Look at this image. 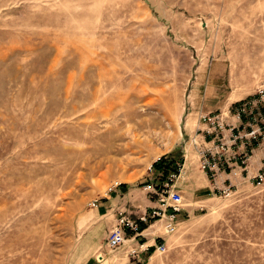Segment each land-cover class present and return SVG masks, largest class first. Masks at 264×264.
Returning a JSON list of instances; mask_svg holds the SVG:
<instances>
[{"label": "rangeland", "instance_id": "374dc122", "mask_svg": "<svg viewBox=\"0 0 264 264\" xmlns=\"http://www.w3.org/2000/svg\"><path fill=\"white\" fill-rule=\"evenodd\" d=\"M262 86L264 0H0V264H264V183L152 217L202 103ZM126 214L165 252L112 249Z\"/></svg>", "mask_w": 264, "mask_h": 264}, {"label": "built area", "instance_id": "2783aa9c", "mask_svg": "<svg viewBox=\"0 0 264 264\" xmlns=\"http://www.w3.org/2000/svg\"><path fill=\"white\" fill-rule=\"evenodd\" d=\"M229 112L239 119V125H228L222 111L204 114L202 115V119L207 126L201 130V134L203 135V140L210 145L202 146L200 139H198V133L192 138L193 143L196 146H200L199 151L202 158L201 167L204 170L213 171L218 161L222 159L232 161L240 157L242 162L246 163L250 149L252 150L264 144L263 86L252 97L234 104ZM226 131H229V134ZM181 172L182 166L180 165L177 171H173L168 175L161 190V197L159 198L161 207L152 211V217L167 220L168 232L175 229L174 222L176 215L183 209V196L175 186L176 180L179 179ZM254 178L257 185L264 183V157L262 167ZM222 192L228 197L232 195L233 189L228 187ZM97 202L96 199L92 205L97 207ZM140 220L145 222L147 218L142 216ZM125 229L131 230L134 232V235H137L141 231L140 224L137 220L126 217L125 215L121 216L108 236V245L112 249L120 248L126 243ZM156 249L160 252H165L166 246L164 243H160L156 245Z\"/></svg>", "mask_w": 264, "mask_h": 264}, {"label": "crops", "instance_id": "0c3cea01", "mask_svg": "<svg viewBox=\"0 0 264 264\" xmlns=\"http://www.w3.org/2000/svg\"><path fill=\"white\" fill-rule=\"evenodd\" d=\"M211 92L213 93V91ZM211 92L206 91L205 95L207 99L208 96H215ZM221 107V103H213L212 100L210 102L202 103V106L200 108L201 112H197L195 120L191 119L186 127V134L190 137V139L188 138L185 142V147L183 146V150L185 151V154L183 155L186 156L187 160L189 158H193V163L191 164V166L187 164L183 165V163H177V166H182V172L180 174L179 180L187 178L188 180L194 181L195 185L193 188L194 198L196 202H207L209 199H211L212 195L222 193V191L227 189L228 187L235 189L241 188L244 185H256L254 177L257 175V173L262 167V160L264 157V144L260 147H255L252 150L250 149L249 157L246 160V163H243L240 157L232 161L222 159L218 161L213 171L202 169V158L201 153L199 151L200 146H196L193 143L192 138L196 135V133H198L207 126V124L201 118L202 115L206 114V112L208 111V113L215 112V110H219L217 108ZM227 108V110H220L224 113L226 123L228 125H239V119L229 112V107ZM226 133L229 134V131H226ZM198 139H200V143L202 144V146L210 145L203 140L202 134H199ZM116 197H118V195L114 193L104 197V199L100 203L101 209L105 208L106 210H108V207H111L117 202ZM125 216L137 220L140 224L141 231L137 235H134V232H132L131 230L125 229V232L129 231L130 233H132L131 235H129L128 238L126 236L125 246L127 245V243H129V247L131 250H137V253L132 256V258H139L141 256L145 257L146 259L150 258L154 253L153 251L157 245V242L159 241L158 235L155 236L154 233H151V231L148 232L151 225L148 226L147 223H143L140 220L142 216H138L137 219L134 218V216L132 215L126 214ZM151 235H154L152 239H150ZM102 260H105L104 256Z\"/></svg>", "mask_w": 264, "mask_h": 264}, {"label": "trees", "instance_id": "16d2710c", "mask_svg": "<svg viewBox=\"0 0 264 264\" xmlns=\"http://www.w3.org/2000/svg\"><path fill=\"white\" fill-rule=\"evenodd\" d=\"M177 163L178 160L176 158L163 156L154 164L157 179L161 184L165 182L170 173L178 170Z\"/></svg>", "mask_w": 264, "mask_h": 264}]
</instances>
